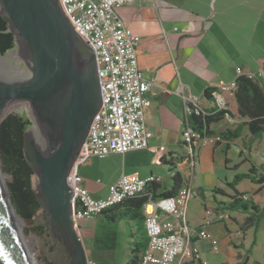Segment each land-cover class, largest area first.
I'll return each mask as SVG.
<instances>
[{
  "label": "crops",
  "instance_id": "1",
  "mask_svg": "<svg viewBox=\"0 0 264 264\" xmlns=\"http://www.w3.org/2000/svg\"><path fill=\"white\" fill-rule=\"evenodd\" d=\"M118 12L124 24L140 37L138 68L152 83L145 95V125L152 136L147 149L100 159L110 160L101 172L104 177L99 186L84 176H78V184L99 200L108 196L109 186L123 174H136L142 179L154 176L159 179L154 184V198H160L173 185L172 173L165 163L170 162L181 176V187L190 186L191 196L178 223L188 227L191 244L200 252L199 264H264V215L256 225L245 227L250 211H230L220 205L238 192L247 194V204L264 210V185L248 177L236 182V177L249 174L252 166L264 164V132L253 136L246 119L238 115L234 94L224 93L229 117L212 125L214 135L209 143H198L190 150L182 137L186 124L183 96L192 98L205 112L213 111L214 104L205 98L204 91L234 82L237 68L242 74H253L264 90V47L252 55L244 42L255 40L256 30L264 21V0H125ZM259 72L263 75L259 76ZM225 131H235L237 138L219 139ZM178 135V140L168 142L167 148L171 149L161 145L163 138ZM160 147L164 150L160 151ZM92 159L98 158L89 160ZM116 159L122 160V166L111 171ZM149 185L138 198L144 197ZM206 210L212 211L211 223L204 226ZM219 210L230 218L219 220ZM110 214L118 220L109 224L122 227L130 251L137 242L146 245L142 206H117ZM93 218L107 223L102 213ZM160 218L172 220L161 213ZM202 227L207 238L198 235ZM237 231L241 234L234 236ZM212 240L217 241V251L212 249ZM86 253L97 261L100 257L98 251ZM173 264H183L182 258Z\"/></svg>",
  "mask_w": 264,
  "mask_h": 264
},
{
  "label": "water",
  "instance_id": "2",
  "mask_svg": "<svg viewBox=\"0 0 264 264\" xmlns=\"http://www.w3.org/2000/svg\"><path fill=\"white\" fill-rule=\"evenodd\" d=\"M0 15L29 71L16 77L0 69V122L9 107L22 103L29 108L30 121L45 140L41 149L29 129L23 137L39 209L50 233L66 250L67 264H87L73 224L67 176L101 106L94 53L72 27L59 0H0ZM5 188L6 194L0 182V264H33L16 226L18 216L6 182Z\"/></svg>",
  "mask_w": 264,
  "mask_h": 264
},
{
  "label": "built area",
  "instance_id": "3",
  "mask_svg": "<svg viewBox=\"0 0 264 264\" xmlns=\"http://www.w3.org/2000/svg\"><path fill=\"white\" fill-rule=\"evenodd\" d=\"M125 0H59L61 8L76 33L88 45L95 56L96 72L101 93V106L94 116L88 136L67 176L72 192L74 207L73 224L79 234V221L91 219L104 210L127 199L142 196L145 187L159 181L157 177L140 178L136 174L121 175L109 186L108 196L104 199H93L89 192L78 184V167L91 158L102 159L111 154L124 155L127 152L148 148L151 132L145 125V108L148 105L146 94L152 83L147 80L138 68L137 48L140 37L128 28L119 15V8ZM237 77L245 75L254 79L253 74H242L236 69ZM263 75V72H261ZM236 77V78H237ZM236 80V79H235ZM235 81L218 85L211 92L216 112H223L229 117L223 94L234 93ZM185 102L186 124L183 129V142L193 150L200 143L206 146L210 137H202L199 131L193 130L189 118L192 114L204 113L200 105L192 98L183 96ZM160 151L164 148L160 147ZM190 156L191 154L190 151ZM194 158L192 159L193 164ZM191 190L185 184L174 196L153 198L151 193L142 205L143 225L147 237V247L139 264H173L175 259L182 258L183 264H199L200 252L191 244V234L186 225L178 223L183 215ZM246 201L247 194L240 196ZM160 213L172 220L164 221ZM204 226L211 223V210L205 211ZM219 220H228L229 214L218 211ZM239 231L234 236H239ZM202 238L208 235L204 227L199 234ZM212 249L218 250L217 241L212 240ZM87 264H97L93 259Z\"/></svg>",
  "mask_w": 264,
  "mask_h": 264
},
{
  "label": "trees",
  "instance_id": "4",
  "mask_svg": "<svg viewBox=\"0 0 264 264\" xmlns=\"http://www.w3.org/2000/svg\"><path fill=\"white\" fill-rule=\"evenodd\" d=\"M15 48V37L8 30V24L0 15V56H5L10 50ZM214 88H207L204 91V96L207 99H213L211 92ZM234 98L238 105V115L246 119V126L253 136H260L264 132V90L257 84L255 79H250L245 75H240L235 80ZM204 111V110H203ZM201 113L199 115L192 114L189 118L190 125L193 130L199 131L202 137H210L214 135L211 127L222 120L223 112ZM32 122L25 113H9L0 122V168L2 175L6 177V182L9 198L15 210L18 219L23 223L32 224L33 218L39 210V203L36 198L34 173L27 163L23 152V137L25 132L30 128ZM219 139H235L237 134L230 131H225L219 134ZM185 144V143H184ZM186 145V144H185ZM187 146V145H186ZM188 160V158H187ZM157 163H160L157 162ZM172 173L171 180L172 188L162 193L159 197L174 196L181 188L182 179L178 172L173 170V164L165 162ZM250 178L258 184L264 185V164L255 167L252 166L249 174H243L236 177V182L243 178ZM155 183H151L148 187V192L154 198V192L157 189ZM5 185V184H4ZM232 187V185H231ZM6 189V188H5ZM216 193V192H215ZM220 193V192H217ZM240 194L235 192V195L229 197L227 202L220 203L230 211H250L246 219L245 227L256 225L257 221L264 215L263 209H257L254 204L240 199ZM146 197L127 199L113 207H110L102 212L105 222L114 223L118 220L117 216L111 215L112 208L117 206H133L136 209L140 208L145 202ZM32 230L38 235H42V228L30 227L27 231ZM26 235V232H25ZM146 245L143 243H135L130 251V258L127 264H139L142 255L147 247V237L144 234ZM33 264H35L33 262ZM47 264H54L47 262Z\"/></svg>",
  "mask_w": 264,
  "mask_h": 264
},
{
  "label": "rangeland",
  "instance_id": "5",
  "mask_svg": "<svg viewBox=\"0 0 264 264\" xmlns=\"http://www.w3.org/2000/svg\"><path fill=\"white\" fill-rule=\"evenodd\" d=\"M264 22V21H263ZM261 23L259 28L256 30L255 40L253 42H246V47L249 46L251 50L250 54H259L261 47H264V23ZM253 34V32L251 33ZM244 42H238L239 45H244ZM13 50H18V47L15 45ZM12 50V51H13ZM8 52L5 56L9 55ZM15 57L5 60V62H0L1 70L6 73L16 76V77H24L28 74L27 66L21 61L20 57L15 59ZM10 64L17 66V68H10ZM259 72V76H260ZM9 113H25L30 119V111L29 108L22 103H19L15 106L9 107L7 114ZM36 128L34 124H32L29 128V132ZM180 138V135L173 136L169 138H163L161 145L164 147H168V142H175ZM37 145L41 149H45L44 147V138L39 134V138H34ZM171 149V148H167ZM156 156L155 154H153ZM110 160V159H109ZM108 159L100 160V159H92L88 162L80 165L78 176L86 177L91 180V183L99 186L100 182L103 183L104 175L101 174L105 168V164L109 161ZM111 171H115L117 167L122 166V160L116 159L113 161ZM4 179L6 181V177L1 174L0 180L4 184ZM98 180V181H97ZM35 182V177H34ZM17 228L19 229L22 235L23 243L26 249L29 251V255L31 256L32 262L35 264H47V262H52L54 264H67L68 255L62 244L50 233L46 219L43 215V210L39 209L33 218L32 224L27 225L23 223L18 217H15ZM82 220V221H81ZM79 223H81L79 229V236L81 238L82 244L86 252H97L100 257L96 261L97 264H124L129 259L130 253V244H128V236L123 233L122 227L117 224H107L100 223L98 219H81ZM87 223L84 225V222ZM90 222V223H88ZM30 227L42 228V235H38L34 231L28 230ZM26 232V235H25ZM129 246V247H128ZM87 257H90L87 255ZM91 259V258H89Z\"/></svg>",
  "mask_w": 264,
  "mask_h": 264
},
{
  "label": "bare ground",
  "instance_id": "6",
  "mask_svg": "<svg viewBox=\"0 0 264 264\" xmlns=\"http://www.w3.org/2000/svg\"><path fill=\"white\" fill-rule=\"evenodd\" d=\"M13 57H15V59H18L19 57H20V52L18 51V50H13V51H11L10 52V54L9 55H7V56H5V57H1L0 56V62H5V60H8V59H10V58H13ZM14 59V60H15ZM0 68H1V66H0ZM30 135L33 137V138H39V133H38V130L36 129V128H34V129H32L31 131H30ZM44 144H45V140H44ZM0 176H1V173H0ZM0 182H1V188H2V191L6 194V189H5V182H4V184H3V182L0 180ZM15 222H16V220H15ZM16 226H17V224H16ZM18 229V228H17ZM19 230V229H18Z\"/></svg>",
  "mask_w": 264,
  "mask_h": 264
}]
</instances>
